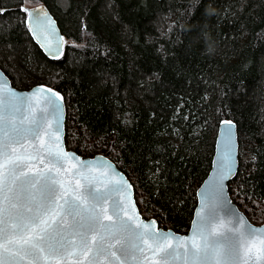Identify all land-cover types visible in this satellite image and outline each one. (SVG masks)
Returning a JSON list of instances; mask_svg holds the SVG:
<instances>
[{
    "label": "trees",
    "instance_id": "trees-1",
    "mask_svg": "<svg viewBox=\"0 0 264 264\" xmlns=\"http://www.w3.org/2000/svg\"><path fill=\"white\" fill-rule=\"evenodd\" d=\"M44 4L66 42L47 58L23 4ZM0 69L66 107L65 145L103 155L133 185L144 218L186 233L219 122L237 126L231 199L264 220V0H0Z\"/></svg>",
    "mask_w": 264,
    "mask_h": 264
},
{
    "label": "snow or ice",
    "instance_id": "snow-or-ice-1",
    "mask_svg": "<svg viewBox=\"0 0 264 264\" xmlns=\"http://www.w3.org/2000/svg\"><path fill=\"white\" fill-rule=\"evenodd\" d=\"M25 11L34 37L50 29L46 12ZM52 97L62 99L54 92ZM30 99L0 88V264H264V229L251 228L231 214L229 227H216L223 181L231 173V121H224L225 155L210 185L212 201L196 213L192 235L173 244L174 237L154 230V222H139L123 200L112 197L113 190L122 193L130 187L123 181L101 189L85 176L87 183L76 181L72 189L47 165L39 175L29 174L33 165L26 161L37 159L41 151L57 172L68 157L60 145L58 119L52 129L48 115L38 117L31 110ZM46 99L58 117L59 104ZM40 111L48 113L47 108ZM29 140L39 141V147L25 148Z\"/></svg>",
    "mask_w": 264,
    "mask_h": 264
},
{
    "label": "water",
    "instance_id": "water-1",
    "mask_svg": "<svg viewBox=\"0 0 264 264\" xmlns=\"http://www.w3.org/2000/svg\"><path fill=\"white\" fill-rule=\"evenodd\" d=\"M25 15L26 11L36 12L39 10V14L42 16L43 13H47V17L52 21V25L48 31H45L43 34L37 32V35L34 37L33 33L29 31V21L26 15L25 24L28 29L29 35L33 42L39 47L42 53L49 59L58 60L62 57L66 39L64 35L61 33L57 22L50 11L44 4H37L33 7H23L22 8ZM62 38V39H61ZM39 41V42H38ZM45 45V46H42ZM58 54V58H55ZM0 88L4 89V92L7 93L9 90L16 92L18 95H27L31 97L29 103L31 105V110L35 112V114L39 116L48 115L51 128L55 129L57 124V119L59 121L60 128V145L65 153L68 154V157L64 160L62 166L60 167V171L57 172V166L54 164H49V156L46 151H41L39 157L37 159L26 161V163H30L33 165L32 172L29 174L39 175L40 171H42L47 165V168L51 170V173L56 176L58 180H60L64 187H70L72 189H76V181H79L81 185L87 183L85 176L92 180L93 185L95 187H99L101 189L105 188V186L111 187L117 181H123L127 186L125 187L122 193L113 190L110 194L114 199H121L124 201L127 206V210L129 214H133L138 217L139 222L144 224H150L154 222V230H158L161 233L168 234L175 239L170 241L175 244L178 239H185L192 235L193 231V221L197 219L196 213L201 210L202 204L212 201V188L210 185L213 184L214 178L218 175L219 172V162L225 155V144H226V136H225V128L224 121H231L232 125V134L231 140L228 142L230 152H231V173L228 175L227 179L223 181V201L221 203V207L219 208V216L221 218L220 224H218L217 230L224 231L228 224L229 214L235 216L236 218H243L245 223L254 229H264V220L261 224L256 225L250 222L247 216L238 208V206L233 202L230 197L228 184L231 182L235 176L237 175L238 170V136H237V126L230 119H224L219 122L217 134L214 143V151L212 155L210 169L200 183L196 190V205L193 210L192 219L189 224L188 231L186 233H176L172 229H163L160 228L157 221L154 218H144L139 211V208L136 204L135 200V191L133 185L129 181L126 174L121 171L113 161L108 159L103 155H95L93 157H82L72 150H68L65 145V119H66V107L62 94L58 92L56 89L39 84L29 89L21 90L14 87L9 79V77L0 69ZM51 90V91H46ZM56 93L58 97L62 99H56L52 97V93ZM36 93V95H33ZM51 98L56 100V103L59 104V115L54 118L52 115V109L48 105V99ZM42 108H47L48 113H41ZM46 144L49 141V138H44ZM34 147H39V141L35 143L31 140L25 142V148L32 150ZM23 153V149L20 150ZM40 159L44 160V164H40ZM39 169V170H38ZM83 173V175H81ZM116 187L119 188L120 185L116 184ZM207 198V200H206ZM126 219V217H125ZM222 225V226H221ZM147 248V245L145 246ZM145 264H151V261H145Z\"/></svg>",
    "mask_w": 264,
    "mask_h": 264
},
{
    "label": "rangeland",
    "instance_id": "rangeland-1",
    "mask_svg": "<svg viewBox=\"0 0 264 264\" xmlns=\"http://www.w3.org/2000/svg\"><path fill=\"white\" fill-rule=\"evenodd\" d=\"M58 2L62 5V4H64L65 0H58ZM35 5H37V4H35ZM35 5H32V4H30L29 2H25V3L23 4V7H32V6H35ZM18 89H19V88H18Z\"/></svg>",
    "mask_w": 264,
    "mask_h": 264
},
{
    "label": "flooded vegetation",
    "instance_id": "flooded-vegetation-1",
    "mask_svg": "<svg viewBox=\"0 0 264 264\" xmlns=\"http://www.w3.org/2000/svg\"><path fill=\"white\" fill-rule=\"evenodd\" d=\"M33 7V6H32ZM23 8V7H22ZM21 8V11L24 13V11H23V9ZM26 18V15H25V13H24V19Z\"/></svg>",
    "mask_w": 264,
    "mask_h": 264
}]
</instances>
